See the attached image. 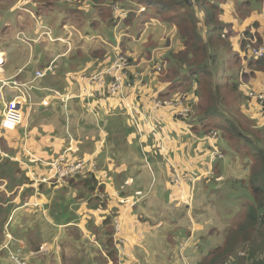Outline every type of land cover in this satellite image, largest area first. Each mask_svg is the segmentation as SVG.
Masks as SVG:
<instances>
[{"label":"crops","instance_id":"1","mask_svg":"<svg viewBox=\"0 0 264 264\" xmlns=\"http://www.w3.org/2000/svg\"><path fill=\"white\" fill-rule=\"evenodd\" d=\"M63 1L17 0L9 7L11 13L27 11L24 7L33 5L39 8L42 18L35 14L31 17L33 21H21L16 39L22 41L25 37L32 41L35 35L33 43L41 51L30 71L20 68L9 74L5 68L7 55L0 50V87L3 81L13 80L33 86L30 102L20 110L22 120L19 125L7 122L0 111V264H198L205 251L207 253L218 242L209 237L210 225L194 218L190 224L184 218L169 221L178 210L170 212L168 207L158 206L155 208H160L159 214L165 213L167 224L162 219L153 223L151 219L159 214L147 212L146 205L140 208L134 195L125 190V186L133 182L132 160L127 155L130 150L118 154L119 144L110 143L99 117L103 113H112L122 100L132 114L142 118L137 125V144L141 150L157 144L164 151L161 159L168 173L166 188L179 210L184 208L177 205V198H182L184 204L190 191L199 193L198 185L203 177L205 180L220 177L217 164L208 160L212 151L221 149L217 144L219 137L208 138L213 133L201 136L194 131L195 125L185 124L176 116L175 109L155 105L159 101L171 102L181 97H185L186 104L190 105L194 98L193 92L167 99L160 96L168 90V75L174 69L168 54L171 50L181 49L179 25L165 23L151 12L143 13L141 8L145 6L137 0H112L105 4L106 7H101L102 11L97 9L98 15H87L93 25L85 18H81V23L70 20L55 33L57 10L54 7ZM221 3L219 19L227 23L228 38L239 48L234 55L241 56L237 61L236 81L248 97L242 102V109L252 116L258 129L264 130V115L246 92L248 87L253 91L264 90V71L250 73L247 61L251 58L243 48V44L252 39L264 47V0H224ZM193 6L204 20L206 15L200 13L194 0ZM44 28L52 31L50 36L45 34ZM147 44H150L148 49ZM75 49L76 54L72 55ZM120 55H128L130 60L136 58L131 60V73L137 82L123 95L109 96L105 90L107 86L92 81L91 77L107 71ZM159 62L164 63L163 74L154 70ZM48 68L51 71L46 76L36 79L37 72ZM151 75L154 78L149 80ZM4 95L10 100L15 96V90L7 87ZM59 115L62 119H58ZM157 124L162 133L155 130ZM135 128L133 126L132 131ZM58 130L61 132L55 134ZM70 145L74 150L66 155L68 158H76L73 156L76 155L96 166L97 188L89 191L87 198L85 195L74 196L71 214L65 221L57 222L45 217L46 192L66 184L53 179L54 173L49 166L57 157L63 156ZM189 173L198 177L188 178ZM175 175L185 176V183L174 185L171 179ZM15 177L26 180L23 184L10 186L9 179ZM190 184H195V188L190 189ZM55 204L52 210L59 206ZM37 220L56 231L47 235L43 226L42 236H39L34 231V226L39 225ZM117 224L121 229L118 235ZM203 228L208 232L203 233ZM155 229L161 231L153 234ZM120 244L126 254L122 260L118 254ZM206 246L210 247L206 250Z\"/></svg>","mask_w":264,"mask_h":264},{"label":"trees","instance_id":"2","mask_svg":"<svg viewBox=\"0 0 264 264\" xmlns=\"http://www.w3.org/2000/svg\"><path fill=\"white\" fill-rule=\"evenodd\" d=\"M111 1L64 0V3L61 2V5L63 6V10L68 13L66 19L77 20L81 23V17L84 16L85 20H91L90 24L93 25V21L88 18L87 13L92 8H97L102 11V8L106 7L105 4H109ZM137 1L145 6L143 13L148 11L165 23H177L179 25L181 49L179 51L171 50L168 54V57H171V60L174 62V69L168 75V90L161 93L160 96L167 99L193 90L194 98L196 99L194 104L192 100L190 107L193 109L192 113L194 110H198L200 115L199 120L191 125H195L194 131L203 136L221 130L231 136V133L228 131L230 130L234 139L236 137L237 142L241 146L245 145V148L254 154V163H252L250 168L247 183L241 188V191H246L247 198L252 201L244 207V219L238 224L232 222L233 224L228 225L225 229V239L223 241L218 240L215 243L216 245L209 246L210 248H207V253L205 252V255L199 259L198 264H264V130L258 129L254 125L255 120L252 116L246 115L242 109V102L245 99L248 100V97L240 92V84L236 81L237 75L233 81H229L225 78L226 67L219 70L220 63L225 58L219 59L217 53L226 54L227 52L228 57L234 59V64L241 58L240 54L237 56L234 55L236 54L235 52L233 54L232 42L228 38L229 26L219 19L222 14L220 4L224 0H194L199 6L200 13L203 12L206 15V23L200 19L195 11L193 0ZM207 22L210 24L209 29L205 27L207 26ZM44 29L45 33H52L50 29ZM247 44H243L244 51L247 48ZM244 51L242 49L241 55ZM160 65L163 67L164 63L160 62ZM247 66L251 74L264 71V57L247 61ZM231 67L235 68V65H231ZM106 72H101L103 73L102 83L105 86H111L113 77L109 76ZM163 72L164 70L160 74H163ZM227 74L235 75V71H230ZM179 88L182 89V92L177 90ZM194 89L196 90L194 91ZM105 90L106 94L109 96L112 95L108 91V88ZM226 92L235 95L236 101L240 100L238 114L244 115L243 124L242 121L239 122L237 118L226 111L227 99L230 97ZM239 94L240 96H236ZM248 96L250 97L249 94ZM250 98L253 99L252 97ZM255 101L259 106V101ZM260 110L264 113L261 107ZM192 117L197 118L198 115L194 117V114H192ZM216 120H220L221 123H211L213 121L218 122ZM49 167L51 168V165ZM75 176L79 180L83 176L90 178L84 182L85 187H88L89 191L97 188L95 176L89 173L83 174L82 171L76 175L69 174L65 180L70 181V179L76 178ZM53 179L58 181L57 178ZM25 180V178H10L9 185L23 184ZM49 193L46 192L47 213L54 214V217L59 222H62L61 220H65L67 215L71 214V211L66 214L62 208L63 204H58L57 201L50 203V200L47 199ZM65 201L69 202V207L75 203L73 198H66ZM55 203L59 206H56L52 210L54 208L52 205ZM198 219H202L200 213ZM210 234V237L215 241L220 235L216 232L214 233V231Z\"/></svg>","mask_w":264,"mask_h":264},{"label":"rangeland","instance_id":"3","mask_svg":"<svg viewBox=\"0 0 264 264\" xmlns=\"http://www.w3.org/2000/svg\"><path fill=\"white\" fill-rule=\"evenodd\" d=\"M1 2L3 5H1ZM15 2H17V0H0V50L4 51L7 55V62L5 68L9 74L19 70L20 68H21L20 70H24V68H26L25 72L30 71L33 68L34 62L37 60L38 55L41 51V48L37 44L33 43L34 42L33 40L36 37L35 35H33V37L31 38L32 41H29V39H26L25 37H22L21 39L24 41H18L16 39L18 24L21 21H28V20L33 21L31 17H34L35 14L38 15L40 18H42V14H40L39 8H36V6L33 5L31 8L24 7L27 11L20 10V12L18 13H11L9 11V7L11 4ZM54 8L57 11L55 12L56 22L54 21L53 30L55 33H57L58 29L60 30L62 28V24L69 23L70 20L65 18L68 16V13L65 10H63L62 5H57V8L56 7ZM87 15L89 16L98 15L97 8H92L87 13ZM81 18L84 19L85 17L82 16ZM202 21H206V18H204V20ZM207 27L208 29L210 28L209 23ZM39 31L42 30L39 29ZM158 36L159 35L156 34V37ZM76 40L77 39H75L74 41ZM233 41L234 40H232V46L234 49L233 54H234V52L235 53L239 52V48L236 45V42ZM149 45L147 44V49L149 48ZM74 54H76V49L73 51L72 55ZM217 56L219 59L225 58L224 61H221L219 70H222L221 68L226 67L225 78L228 79L229 81H233L237 73L236 66L238 65V62L234 64V59H230L227 55V52L226 54L217 53ZM133 59L136 58L133 57ZM63 61H66V59H63ZM231 65H235V68H232ZM163 68L165 69L164 65L162 67V70H164ZM230 71H235V75L227 74ZM165 75L166 74H164V78ZM153 78L154 75H151L149 77V80ZM248 88L249 91L246 92H248V94L254 93L256 96L259 93L264 92V90L253 91L250 89V87ZM177 90L182 92L181 88ZM56 92L58 93V91ZM191 92H193V90ZM240 92L245 96V90H240ZM226 94L229 93L226 92ZM58 95L63 97V95L59 93ZM116 95L121 96L123 95V93L118 92V94ZM229 95L230 97H228L227 99L226 111L229 112V114H231L235 118H237L239 122L242 121L243 124L244 115L238 114V104L240 100L236 101L235 95L232 94ZM236 96H240V94ZM195 99L196 98L192 99L193 104L195 103ZM191 110L193 111L192 108ZM192 114H194V117L196 115H198V117L193 118ZM262 115H264V113H262ZM72 116L74 118L76 117L74 113H72ZM99 117L101 121V123L100 122L99 123L101 127L104 130H106V134L109 137L110 143L119 144L118 154H123L127 150H130L127 155L132 160V165L130 166V172L132 173L133 182L130 184V186L126 185L125 190L128 194L134 195V197L136 198L134 200H136V203L139 204L140 208L143 209L144 205H146L147 207L146 211L156 212L155 213L156 215L159 214L158 212L160 211L157 210L160 208L168 207V210L170 212L178 210L177 215L172 216L168 220L172 221V220H177L179 218H184L186 220V223L188 224L192 223L190 220L193 218L195 219V221H198L196 219H198L200 213L202 217V219L200 220L201 223H203L204 225H210L211 233H213L214 231V233L216 232L217 234H220L216 238L219 241H223L225 239L224 237L225 229L228 227V225H230L232 222L238 224L244 219V215H245L244 207L246 206V204H249L252 201L249 198H247L245 194L246 191H241V188L243 187V185H246L247 183L246 181L249 176L250 168L252 166V163H254V159H253L254 154L249 152V150L245 148V145L241 146L237 142L236 137L234 139L232 132L230 130L228 131L231 133V136L227 135L221 130H217L214 133L216 137H220L217 141V144L221 148L220 153L222 154V157L214 161V165L217 164L218 175H220V177L207 179V180H205L206 177H203L200 180L201 181L200 185H198V188L199 190L201 188V191L199 193H194V190L190 191L189 196L186 197L187 202L183 200L184 204L181 202L182 198L180 200L177 198V205H183L184 209L186 205L188 206L187 210L185 209L186 210L185 211L184 209L179 210L175 207V204L172 200L174 198L171 196L170 191L166 188L168 173L166 172L165 164L161 159L164 154V151L160 149L157 146V144L153 145L148 150L146 147H143L141 150L137 144V140L135 138L136 133L139 130L137 128V125L142 120V118L137 117L136 114L134 113L132 114L129 108L127 107V105L124 102H122V100L117 103V107L112 113L110 114L103 113L100 114ZM199 117H200L199 111L194 110L193 113L191 112L189 114V117L187 118L183 117L181 121L185 124L187 123L188 125H192L193 123L199 120ZM89 118L87 119V121H90ZM58 119H62L60 115L58 116ZM216 121L218 122L213 121L211 123H221L220 120H216ZM131 124L133 126H136V128L133 131H132L133 126L131 127ZM155 130L157 132L162 133V130L158 124L155 125ZM59 132L61 131L58 130L57 132H55V134ZM98 134L99 132L97 131V135ZM72 146L73 145L68 146L67 154L71 153L74 150L73 149L74 147ZM170 150L173 152L172 148H170ZM73 156L76 158L70 159L67 156V159L70 162H76V163L86 162L84 161V159L76 155ZM58 158L59 157H57V159ZM96 171L97 169L95 166L94 172H89V174L97 177L98 174ZM82 173L83 174L88 173L87 167L82 171ZM190 176L193 178L198 177L197 175H193V174L190 175L189 173L188 178ZM89 179L90 178L88 176H83L81 177V180L77 179L76 177L70 179V181H64L63 183H65L66 186L63 184H59L58 186L50 190L47 199L50 200V203H52L53 201H57L58 204L59 203L63 204L62 208L63 210H65L66 214H68L72 206L69 207V202L65 201V199L66 198L74 199V196L79 197L84 195L87 198L89 195V188L85 187L84 182ZM48 182H51V180ZM193 187L195 188V184L194 185L190 184V189ZM63 197L65 198L62 199ZM155 206H158L160 208L157 209L155 208ZM45 214H46V216L44 215L45 217H50L54 221L58 222V219L54 217V214L47 212ZM163 214L165 213L162 212L158 216L152 218L151 220L153 221V223L159 222L160 219H162L163 222L167 224V221ZM65 220H61V221L63 222ZM37 223L39 225L34 226V231L39 236H42V234L40 233L42 232L43 226L45 228V232L47 235H50L52 232L56 231V229L49 226L47 223L43 225L38 220ZM159 231L161 230L155 229L153 230V234H157ZM205 232L208 231L203 228V233ZM181 236L185 237V235H181ZM185 238H188V236H186ZM196 245L198 244L196 243L195 246ZM207 246L205 248L206 250H207Z\"/></svg>","mask_w":264,"mask_h":264},{"label":"built area","instance_id":"4","mask_svg":"<svg viewBox=\"0 0 264 264\" xmlns=\"http://www.w3.org/2000/svg\"><path fill=\"white\" fill-rule=\"evenodd\" d=\"M141 10L145 11V8L142 7ZM47 35L50 36L51 34L48 33ZM246 50H247L246 55L250 58L264 57V47L258 46L254 39L249 41ZM131 69H132V63L128 57L124 55H120L113 60L110 68L106 72L109 76L113 77L112 85L107 86L108 91H110V93L113 96L118 94V92L124 93V91L127 88H132L134 84L137 82V79L135 80L136 77H133L132 73L130 72ZM154 70L158 74L162 72V66L160 65V62L155 64ZM50 71L51 68H48L42 72H37L36 74L37 79L43 78ZM91 79L92 81H97L102 83L103 73L94 74L91 77ZM7 87H11L16 91L15 96L10 100H8L4 95V89ZM32 92H33V86L28 83H20L15 80L3 81L1 83L0 106L2 105V109L0 111H2V113L6 117L7 122H10L13 126L19 125L21 123L22 119H21L20 110L22 109V107H24L30 102L32 98ZM249 95L254 100H258L259 106L264 110V92L259 93L257 96L254 93H250ZM155 105L157 107L161 105L175 109V114L180 119H182L183 117L184 118L189 117V114L192 112L190 105L186 104L185 97H181L171 102L159 101L155 103ZM13 115L16 116L13 117ZM208 138H215V134L213 133L212 135L208 136ZM220 152H221L220 150H214L209 154V159L211 164H214V161H216V159L222 157V154ZM66 155H67V150L65 151L63 156H61L59 159L53 161L50 164L51 170L54 173L53 178H57L58 181H63L65 180L66 176H68L69 174L76 175L81 171H83L86 167L88 171L94 172L95 165L93 163L70 162L67 159ZM171 182L176 186H181L183 185V183H185V176L181 177L179 175H175L174 177H172ZM120 231H121L120 225L117 224L116 225L117 235L120 234ZM120 243L122 244L123 242L120 240ZM121 244L118 245V254L120 256V259L122 260L126 256V254ZM120 264H125V263L121 262Z\"/></svg>","mask_w":264,"mask_h":264},{"label":"clouds","instance_id":"5","mask_svg":"<svg viewBox=\"0 0 264 264\" xmlns=\"http://www.w3.org/2000/svg\"><path fill=\"white\" fill-rule=\"evenodd\" d=\"M46 34V33H45ZM47 35V34H46ZM48 36V35H47ZM24 41V40H23ZM257 45H258V43H257ZM259 46V45H258ZM245 51H247V50H245ZM250 58V57H249ZM251 59H254V58H251ZM111 96V95H110Z\"/></svg>","mask_w":264,"mask_h":264},{"label":"water","instance_id":"6","mask_svg":"<svg viewBox=\"0 0 264 264\" xmlns=\"http://www.w3.org/2000/svg\"><path fill=\"white\" fill-rule=\"evenodd\" d=\"M16 116V115H13V117Z\"/></svg>","mask_w":264,"mask_h":264}]
</instances>
